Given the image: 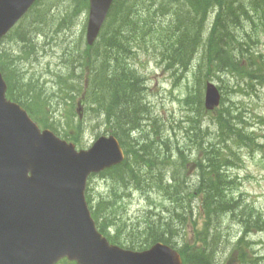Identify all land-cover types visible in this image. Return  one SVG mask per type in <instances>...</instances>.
I'll list each match as a JSON object with an SVG mask.
<instances>
[{
    "label": "trees",
    "instance_id": "1",
    "mask_svg": "<svg viewBox=\"0 0 264 264\" xmlns=\"http://www.w3.org/2000/svg\"><path fill=\"white\" fill-rule=\"evenodd\" d=\"M233 1L235 0H116L100 42L88 47L85 54L75 52L76 56H79L78 64L75 65L72 59V69L68 75L69 86L72 88L81 82L79 73L84 71L87 74L88 87L85 95L87 93L86 100L93 106L90 108L98 110V116L110 126L111 133L121 140L127 153L124 162L103 173L112 183V201L106 205L117 209L116 200L119 193L131 189H137L148 197L156 191L165 200L162 207L167 216L162 218L157 214L158 217L154 218L148 211L143 218V224L133 228L126 238L127 241L107 231L106 226L100 222L98 211L93 209L99 229L111 242L143 250L155 242L162 241L179 249L185 264H207L209 261L212 264L218 258V247L211 241L224 236L221 231L222 220L226 216H233L241 219L246 226L249 225L250 216L244 215L242 210L238 213L240 205L235 201L236 197L231 191L232 181L225 172V168L230 166V156L235 159L237 153H231L229 146L225 144L223 147H219V143H212L205 148L200 146L192 160L194 165L198 164L194 169L195 177L189 178L185 166L190 160L182 147L170 149L163 142L166 140L157 141L151 138L152 126L147 132L144 129L147 126L145 119L153 118L145 96V78L134 63L142 50L153 51L156 26L165 25L168 36L160 41L167 42L166 60L172 67L178 68L177 64L182 61L185 65L180 68H186L196 57L202 55V60L208 66H214L216 70L232 67L234 70L239 69L238 71L248 79L258 71L260 84L264 81V60L249 54L250 48H247V45L258 36L259 30L264 28V23H259L264 21V0H249L241 2L238 6ZM65 2L66 0H39L23 21H33L37 24L38 32H45L43 28L51 27L53 21L68 19L72 22L78 13H71L68 9L77 3H68L66 8L57 11ZM77 2L87 5L86 0ZM64 14H68L67 18ZM212 17L214 18L211 19ZM216 17L217 20L212 23ZM154 21L159 23L155 26ZM160 21H165V24ZM29 28H19L15 34L17 40L24 43L23 48L30 50L35 39L31 33L33 29ZM250 35L251 39H247ZM246 39L247 43L244 45ZM73 52L69 53L70 56ZM170 54L174 55L171 60L167 58ZM9 63L13 64L12 57ZM11 65L0 57V67L8 83L9 98L21 103L22 98L17 96V92L22 94L26 89L27 95L30 92L41 93L37 85L39 82L25 79L22 71ZM77 73L75 79L74 75ZM57 83H61L60 87L63 88L60 93L66 94L68 88L65 86V79L57 81L54 85ZM41 90L45 91L42 88ZM74 103L75 96L71 99V104ZM201 111H204L203 107ZM237 119L238 117L230 115L229 111L220 113L215 138L218 141L221 139L234 145L249 147L254 143L253 133H246L245 128L238 127ZM196 131L198 142L203 136L200 127ZM138 132L141 135L136 136ZM164 152L178 155L175 159L184 161V165L178 164L176 160L173 162L174 156ZM192 196L193 199L198 198L199 206L207 216V223L218 227L215 228L212 240L209 238L212 250L203 245L202 232L198 233L200 237L193 244L186 240L187 234L183 235L189 225L190 207H194L191 205ZM87 198L89 203L92 202L91 195ZM190 214L193 212L190 211ZM253 216L258 219V223L261 222L257 213L252 214ZM177 237L183 239V243L179 242V247ZM228 237L229 233L224 238ZM62 264L75 263L63 261Z\"/></svg>",
    "mask_w": 264,
    "mask_h": 264
},
{
    "label": "rangeland",
    "instance_id": "2",
    "mask_svg": "<svg viewBox=\"0 0 264 264\" xmlns=\"http://www.w3.org/2000/svg\"><path fill=\"white\" fill-rule=\"evenodd\" d=\"M68 3H77L68 9L71 13H78L74 21L68 19L53 21L51 27L43 28L45 32L40 31L41 34L33 21H22L1 41L0 57L4 58L8 65H11L9 59L12 57L11 66L22 71L25 79L39 82L37 85L41 93L30 92L27 95L26 89L22 94L16 93L20 99L22 98L21 103L32 112L36 120L42 121L63 138V135H69L79 141L78 143L82 145V147L78 145L79 148H88L100 135L110 134L111 128L98 116L97 109L90 108L93 106L86 100L87 74L84 71L79 73L81 82L72 88L69 86L68 75L71 73L72 59L77 65L79 56H76V53L85 54L88 49L86 29L89 6L87 8L82 2L78 4L77 0H66L57 11L66 8ZM64 16L67 18L68 14ZM154 22L155 26L159 23V21ZM160 23L165 24V21ZM19 28L33 29L31 33L35 43L30 50L23 48L24 43L17 40L15 32ZM258 35V38L249 41L247 48L251 49L249 54L264 60V28L259 30ZM167 36L168 30L165 25H157L153 34V51L142 50L134 62L145 78L147 87L145 96L152 109L153 119L146 122L147 126L144 129L147 132L152 126L151 138L157 141L166 140L163 142L170 149L182 147L184 154L190 160L185 166L189 178L195 177L194 169L198 164L194 165L192 160L200 146L205 148L212 143H219V147H223L225 144L229 146L231 153H237L235 159L230 156V166L225 168V172L232 181L233 196L239 199H235L240 205L239 210L250 216V222L246 226L244 222L231 216L225 217L221 229L224 236L211 241L215 247H218V258L212 264H250L253 257L255 260L262 259L263 262L259 264H264V81L253 89H244L241 85L244 86L243 81L248 78L244 77L239 69L228 67L218 71L212 65L208 66L202 60V55L196 57L186 68L169 69L165 61L166 53H163L167 51V42L160 41ZM247 39H251V35ZM71 51L74 52L70 56ZM173 57L174 55L170 54L167 58L171 60ZM176 63L177 61L174 64ZM177 65L184 67L185 63L181 61ZM202 71H206L211 76L203 77ZM77 75L78 73L74 75L75 79ZM64 79L68 88L67 96L60 93L63 91L60 87L61 83L54 85ZM207 80L215 82L223 94L220 108L215 113L209 114L201 111L202 107L204 109ZM32 85L37 87L35 83ZM40 87L45 91L43 92ZM74 96L76 103L73 105L71 99ZM223 111H229L230 115L238 117V127L245 128L246 133H253L252 145L242 147L221 139L216 140L217 118ZM198 127L203 137L197 142ZM139 135H141L139 132L136 133V136ZM164 153L173 155L169 152ZM173 156L177 158L178 155ZM111 185L107 175H94L89 179L87 195H91L93 208L98 211L100 222L112 235H118L123 241H127L126 238L133 228L143 224V218L148 211L154 218L158 215L162 218L167 216L162 207L165 202L164 197L156 191L148 197L137 189L124 190L125 193L120 192L117 196V209H111L106 205L112 201ZM191 199V205L193 204L194 207L192 209L190 207L189 225L183 235L187 234L186 240L193 244L200 237L198 233L202 232L203 245L211 249L210 224L205 222V214L199 206L198 198L193 199L192 196ZM190 211L193 212L192 215ZM256 213L262 223H258V219L252 217V214ZM228 233H230L229 239L224 238ZM179 242L183 243V239L177 237L178 247Z\"/></svg>",
    "mask_w": 264,
    "mask_h": 264
},
{
    "label": "water",
    "instance_id": "3",
    "mask_svg": "<svg viewBox=\"0 0 264 264\" xmlns=\"http://www.w3.org/2000/svg\"><path fill=\"white\" fill-rule=\"evenodd\" d=\"M36 0H0V40ZM114 0H90L88 44H94ZM0 70V264H183L181 255L157 243L142 252L112 245L97 230L85 189L90 173L123 160L115 136L76 150L51 130L41 131L19 104L6 97ZM207 84L205 106L219 105Z\"/></svg>",
    "mask_w": 264,
    "mask_h": 264
},
{
    "label": "bare ground",
    "instance_id": "4",
    "mask_svg": "<svg viewBox=\"0 0 264 264\" xmlns=\"http://www.w3.org/2000/svg\"><path fill=\"white\" fill-rule=\"evenodd\" d=\"M234 3H235V5L236 6H238L239 4H241V2H243V1H237V0H235V1H233ZM214 17H212L211 19H213ZM217 20V17H216V19H214V21L212 22V23H214L215 21ZM211 23V24H212ZM259 23H264V21H261V22H259ZM212 27V26H211ZM259 37V35L256 37V38H258ZM116 47V46H115ZM251 50V49H250ZM250 50H249V52H250ZM248 52V53H249ZM165 61H166V63H167V65L170 67V69H172V70H174V69H183V68H180V67H178V68H174V67H172L171 66V64L170 63H168L167 62V60H166V57H165ZM203 74V77H205V76H207V77H209V76H211L210 74H207L206 73V71L205 72H203L202 73ZM24 75V74H23ZM259 76H260V74H259V72L257 71L253 76H251V79H248V80H246V81H243V84H244V86L243 85H241L244 89H253L257 84H259V81H260V79H259ZM151 110V112H150V115L152 116V109H150ZM76 115V114H75ZM150 119H145V124H146V122L147 121H149ZM63 136H67V137H70L69 135H63ZM174 159V161L173 162H176L177 161V163L178 164H182L183 163V165H184V161H182V160H177V159H175V158H173ZM176 160V161H175ZM170 164H175V163H170ZM238 213H241V211L238 209ZM244 215H247V213H244ZM232 218H235L236 220H238V221H240V222H242V220L241 219H238V218H236V217H233V216H231ZM204 219H205V222H208V220H207V216H206V214H205V217H204ZM225 219V218H224ZM223 219V220H224ZM222 220V221H223ZM220 225H221V223H220ZM215 228H218L217 226H215V224H210V229H211V233H210V236H209V238L212 240V235L213 234H215ZM221 229H222V225H221ZM221 231H223V230H221ZM229 236H230V233H229ZM228 239H229V237H228ZM255 262H257L258 264L260 263V262H263V260L262 259H257V260H255L254 259V257H253V259L250 261V264H256ZM207 264H211V261H209V263H207Z\"/></svg>",
    "mask_w": 264,
    "mask_h": 264
}]
</instances>
